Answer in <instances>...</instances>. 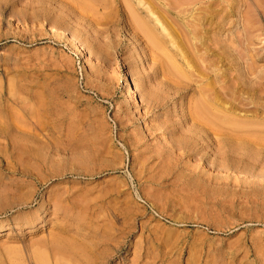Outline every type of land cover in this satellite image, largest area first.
<instances>
[{
    "label": "rangeland",
    "instance_id": "1",
    "mask_svg": "<svg viewBox=\"0 0 264 264\" xmlns=\"http://www.w3.org/2000/svg\"><path fill=\"white\" fill-rule=\"evenodd\" d=\"M147 1L0 0V264H264V0Z\"/></svg>",
    "mask_w": 264,
    "mask_h": 264
},
{
    "label": "bare ground",
    "instance_id": "2",
    "mask_svg": "<svg viewBox=\"0 0 264 264\" xmlns=\"http://www.w3.org/2000/svg\"><path fill=\"white\" fill-rule=\"evenodd\" d=\"M149 1V0H148ZM147 1V2H148ZM157 1H160V0H157ZM162 1V0H161ZM170 1H172V2H169L167 5H169L170 6V9L172 8L173 9V14L175 15V18H176V20L181 24L180 26H182L181 27V29H183V31H184V33H183V31H181V33H179V35L180 34H182L181 35V37L179 36V40L181 41L182 39H184V38H187L188 37V35H190L191 33H192V31L189 29L190 27V23L188 24L187 23V21H186V23L189 25H187L183 20H185L186 18H185V16H189L191 13H192V11H194V9H196L195 7L196 6H198L197 4H198V2L199 1H197V0H170ZM202 1H204V0H202ZM216 1H218V0H216ZM167 2H168V0H167ZM166 2V3H167ZM206 2H207V4L209 3V1H205V4H206ZM211 2V1H210ZM213 2V1H212ZM150 3H152V2H150ZM199 3H202V2H199ZM204 3V2H203ZM203 3H202V5H203ZM217 3H219V1L217 2ZM221 3V2H220ZM148 4H149V2H148ZM154 3H152L151 5H153ZM163 4V3H162ZM204 4V5H205ZM210 4V3H209ZM221 4H223V3H221ZM201 5V4H200ZM212 5V4H211ZM217 5H219V4H217ZM156 6V5H155ZM208 6V5H207ZM215 7H217L216 6V4L214 5ZM152 7V6H151ZM150 6H146V5H144L142 8H141V12H145V13H147L148 15H152L153 14V10H151L150 8H151ZM203 6H201V8H202ZM211 7V6H210ZM210 7H209V9H210ZM198 8V7H197ZM200 7H199V10L201 9ZM155 9V8H154ZM171 9V10H172ZM203 9H204V7H203ZM202 9V10H203ZM159 10H160V8H159ZM198 10V9H197ZM205 10H206V7H205ZM211 11V10H210ZM213 11H214V9H213ZM212 11V12H213ZM166 12V11H165ZM209 12V11H208ZM157 13H158V11H157ZM200 13H202V12H200ZM206 13V12H205ZM161 14V13H160ZM163 14V13H162ZM195 14V13H194ZM217 14H218V10H217ZM208 15V14H207ZM158 16V15H157ZM156 16V17H157ZM193 16V15H192ZM210 16V15H209ZM168 17V16H167ZM159 18V17H158ZM174 18V17H173ZM197 18H198V16H197ZM200 18H201V16H200ZM206 18V17H205ZM208 18V17H207ZM169 19V18H168ZM159 20L161 21V19L159 18ZM173 20V19H172ZM187 20V19H186ZM198 20H200V19H198ZM205 20H207V19H205ZM209 20V19H208ZM175 21V20H174ZM189 21H191V20H189ZM156 22H158L159 23V21H157L156 20ZM162 22V21H161ZM194 22H195V19H194ZM193 22V23H194ZM204 22V21H203ZM157 23V24H158ZM163 23V22H162ZM146 25V24H145ZM163 26H165L166 27V25H167V23H166V25H164V23L162 24ZM162 25H161V27H162ZM175 25V24H174ZM194 25V24H193ZM203 25V24H202ZM144 26V25H143ZM149 26V25H148ZM168 26V25H167ZM141 27V26H140ZM169 27V26H168ZM172 27V26H171ZM197 27V26H196ZM212 27V26H211ZM147 28V27H146ZM146 28H144V30L146 29ZM180 28V27H179ZM204 28V27H203ZM206 28V27H205ZM167 29V28H166ZM174 29V28H173ZM142 30V29H141ZM168 30V29H167ZM176 30H178V29H176ZM180 30V29H179ZM218 30V29H217ZM146 31V30H145ZM148 31H149V28H148ZM148 31H146V32H148ZM151 31V30H150ZM201 31H202V29H201ZM220 31V30H219ZM152 32H154L153 30H152ZM151 32V33H152ZM170 32V31H169ZM197 32V31H196ZM149 33V32H148ZM185 33L186 34H188L187 36L185 35ZM194 33H195V31H194ZM212 33V32H211ZM153 34V33H152ZM193 34V33H192ZM191 34V35H192ZM196 34H198V33H196ZM202 34V33H201ZM209 34V33H208ZM177 35H178V33H177ZM177 35L175 36L176 38H177ZM185 35V36H184ZM64 36L66 37V39H69V41L70 42H72L74 45H78V43L74 40V38H71L70 36L68 37V36H66L65 34H64ZM152 36V35H151ZM174 36V35H173ZM208 36V35H207ZM211 36H213V35H211ZM145 37V36H144ZM183 37V38H182ZM221 37V36H220ZM182 38V39H181ZM189 38V43L191 44H189V47L190 46H192V49L194 50V52L195 53H197L196 55L197 56H200L201 54H198V52H199V50H202L203 48H201V47H203V45H206V43L204 44V38L203 37H201V39L203 38V45L202 46H200V45H197L196 46V44H198L197 42H196V44H194V42H195V40H196V37H195V40H193V38L192 39H190L191 37H188ZM200 39V38H199ZM198 39V40H199ZM200 39V40H201ZM155 40H157V37L155 38ZM178 40V39H177ZM185 40V39H184ZM183 40V41H184ZM191 40H193L194 42L192 43V41ZM209 40V39H208ZM159 40H157V42H158ZM174 41H176V39L174 40ZM183 41H181L182 43H183ZM197 41V40H196ZM206 41V40H205ZM155 42V41H154ZM171 42V41H170ZM179 42V41H178ZM213 42V41H212ZM220 42V41H219ZM169 43V42H168ZM175 43V42H174ZM180 43V42H179ZM199 43H202V41L201 42H199ZM214 43H216V42H213V44ZM161 44H163V43H161ZM175 44H177L178 45V43H175ZM181 44V43H180ZM184 44V43H183ZM212 44V43H211ZM220 44V43H219ZM164 45V44H163ZM169 45H170V43H169ZM182 45V44H181ZM187 45H188V43H187ZM187 45H183L184 47H185V49H186V47H187ZM217 45V44H216ZM81 46V45H80ZM170 46H172V45H170ZM180 46V45H179ZM177 46V47H175L174 48V50H173V54H174V56L177 58V63L176 64H179V66H182V67H185V68H190L191 69V65H190V61L189 60H184V55H182V52H184V49H183V51H182V47L180 46ZM198 46H200L199 48H198ZM161 47V46H160ZM166 47V46H165ZM165 47H164V49H165ZM205 47V46H204ZM207 47H208V45H207ZM191 48V47H190ZM189 48V49H190ZM211 49V48H210ZM221 49V48H220ZM187 50V49H186ZM205 50H207V49H205ZM205 50H204V52H205ZM213 50V49H212ZM155 51H156V49H155ZM165 53V52H164ZM169 53V52H168ZM168 53H166V54H168ZM190 52H188V54H189ZM213 53V52H212ZM184 54V53H183ZM187 54V53H186ZM204 55V54H203ZM203 55H201L200 56V58H199V60L201 59V57L203 56ZM170 57L171 55H166V57ZM174 56H172L173 58H174ZM186 56V55H185ZM189 56H191L190 54H189ZM188 56V57H189ZM165 57V58H166ZM168 57V58H169ZM188 57H186L187 59H188ZM204 58H205V56H203ZM202 57V58H203ZM162 58V57H161ZM193 58H195V57H193ZM192 58V59H193ZM208 58H210V57H208ZM212 58V57H211ZM162 59H164V58H162ZM189 59H191L190 57H189ZM196 59V58H195ZM198 59V58H197ZM206 59V58H205ZM205 59H204V61H205ZM167 60V59H166ZM207 60V59H206ZM172 60L170 59V62H171ZM175 61V59L173 60V62ZM195 60H193V62H194ZM201 61V60H200ZM216 61V60H215ZM173 62H172V64H173ZM196 62V61H195ZM203 61H201L200 63H202ZM220 62V61H219ZM160 63V62H159ZM204 63V62H203ZM170 64V63H169ZM171 64V65H172ZM196 63H194V65H195ZM206 64H208V63H206ZM210 64V63H209ZM208 64V65H209ZM208 65H206V66H208ZM214 64L212 63V66H213ZM233 65V64H232ZM163 66V65H162ZM176 65H174V67H175ZM179 66H178V68H179ZM200 66H202V65H200ZM215 66H217V65H215ZM251 66V65H250ZM174 67H173V69H174ZM192 67H193V65H192ZM193 68H196V66L195 67H193ZM207 68H211V67H207ZM206 68V70H208ZM247 68V67H246ZM165 69V68H164ZM171 69V68H170ZM172 69V71H174V73H178V71L176 72V70H173ZM212 69H213V67H212ZM178 70V69H177ZM182 70V69H181ZM189 69H187V71H188ZM166 71V70H165ZM180 71V70H179ZM213 72L215 71V70H212ZM162 72V71H161ZM182 72V71H181ZM181 72L180 73H178V75L179 74H181ZM189 72V71H188ZM187 72V73H188ZM190 72H192V70H190ZM211 72V71H210ZM217 72H218V69H217ZM221 72V71H220ZM172 73V72H171ZM173 73V74H174ZM183 73L184 74H181V77H183L184 75H186V73L183 71ZM193 73V72H192ZM206 73V72H205ZM219 74V73H218ZM217 74V75H218ZM223 74V73H222ZM221 74V75H222ZM165 76H166V74H164ZM163 75V76H164ZM169 75V74H168ZM175 75V74H174ZM173 75V76H174ZM215 75V74H214ZM213 75V77L214 78H217L216 76H214ZM170 76H172V75H170ZM190 76H192V74L190 75ZM175 77V76H174ZM179 77H180V75H179ZM179 77H177V78H179ZM180 77V78H181ZM186 77V76H185ZM192 77H194V76H192ZM200 77H202L201 78V80L203 79V77L204 76H200ZM212 77V78H213ZM223 77V76H222ZM164 78V77H163ZM170 79H171V77H169ZM194 78H197L196 76L194 77ZM166 79V78H165ZM182 79V78H181ZM204 79H206L205 77H204ZM258 79V78H257ZM176 80V79H175ZM193 80H196V79H193ZM216 80H218V79H216ZM233 80V79H232ZM231 80V81H232ZM171 81V80H170ZM176 81H178V80H176ZM184 81V80H183ZM189 81V80H188ZM214 81V80H213ZM220 81V80H219ZM256 81H258V80H256ZM166 82V81H165ZM171 82H174L173 81V79H172V81ZM193 82V81H192ZM200 82V81H199ZM208 82V83H207ZM207 84L205 83H203L204 85H206L204 88H197V90H199V92L202 90V92H201V94H204V95H201V97H200V100L198 101V103H197V106H195L196 107V109L195 108H193V110L195 109V111H192L193 113H194V119H198V120H204V123H205V125L207 126V124H210V127H212L213 129L214 128H216L217 126L219 127H217L218 128V130H217V132H219V134H221L220 132H222L223 130H221L220 128H221V126L223 125V126H230L231 128H233V127H235V129L238 127V120H233V117L232 118H226V117H223V118H221V115H220V117H218L216 114H217V110H219V108L217 109V104L215 103V102H217L218 100H219V97L217 96V95H221L223 92H221V94L219 93V94H217L216 93V95H215V101H211L210 99H209V95L208 94H206V93H204L205 92V90H207L208 92H209V90H210V92H211V90L212 89H209L208 90V88L210 87V81L209 80H207ZM217 82V81H216ZM180 83V82H179ZM219 83V82H218ZM220 83H221V81H220ZM219 83V84H220ZM256 83V82H255ZM260 83V82H259ZM165 84V83H164ZM176 84V83H175ZM174 85V84H173ZM234 85V84H233ZM177 86V85H176ZM200 86V85H199ZM202 86V85H201ZM200 86V87H201ZM216 86V85H215ZM220 86V85H219ZM219 86H218V88H219ZM256 86H258V85H256ZM261 86V85H260ZM259 86V87H260ZM263 86V85H262ZM222 87V86H221ZM174 88V87H173ZM187 88H189V87H187ZM211 88H212V86H211ZM223 88V87H222ZM194 89V88H193ZM196 90V89H195ZM216 91V90H215ZM229 91V90H228ZM258 91V90H257ZM186 92L187 91H185V94H186ZM214 92V91H213ZM259 92V91H258ZM224 93H226V92H224ZM232 93V92H231ZM182 94V93H181ZM188 94V93H187ZM215 93H213V95H214ZM229 94V93H228ZM193 95V94H192ZM205 95H208V96H205ZM233 95V94H232ZM162 96V95H161ZM223 96V95H222ZM235 96V95H234ZM158 97V96H157ZM221 97V96H220ZM232 97V96H231ZM153 98V97H152ZM214 97H212V99H213ZM224 98V97H223ZM227 98V97H226ZM230 99V98H229ZM217 100V101H216ZM224 100V99H223ZM232 100V99H231ZM219 101H221V100H219ZM218 101V102H219ZM234 101V100H233ZM189 102V101H188ZM193 102V101H192ZM215 104V105H214ZM238 105V104H237ZM188 107V106H187ZM194 107V106H193ZM219 107V106H218ZM220 107H221V105H220ZM260 108V107H259ZM189 109V108H188ZM187 109V110H188ZM226 109V108H225ZM220 110L222 111V109L220 108ZM225 111V110H224ZM215 112V113H214ZM219 112V111H218ZM46 114V113H45ZM219 114V113H218ZM220 114H222V113H220ZM223 115V114H222ZM34 118V117H33ZM35 120V119H34ZM197 122V121H196ZM204 123H201V124H204ZM36 125H32L31 127L32 128H30V129H33V126H34V128H35V130H38V129H41V128H43V127H40V126H42V125H38L37 126V122L35 123ZM39 124V123H38ZM240 124V123H239ZM15 125V124H14ZM0 126V134L2 133V134H7V133H11V134H22V136L23 137H25L24 135H26L27 133H30L29 132V130H25L24 128H22V127H24L23 125L21 126V127H19V126ZM28 125V124H27ZM31 125V124H30ZM205 125H202L203 127H205ZM212 125V126H211ZM216 125V126H215ZM242 125V124H241ZM241 125H239V126H241ZM29 126V125H28ZM197 126H199V125H197ZM213 126H215V127H213ZM226 126L225 127H223V128H226ZM229 126H228V128H229ZM174 127V126H173ZM207 127H209V126H207ZM201 128V127H200ZM222 128V129H223ZM239 128V127H238ZM172 129V128H171ZM170 129V130H171ZM204 129V128H203ZM210 129V131L212 130L211 128H209ZM43 130V129H42ZM174 130H175V128H174ZM208 130V129H207ZM215 130V129H214ZM220 130V131H219ZM233 130V129H232ZM205 131V130H204ZM228 131V130H227ZM230 131V130H229ZM27 132V133H26ZM172 132L173 131H169V133H171L172 134ZM177 132V131H176ZM208 132H209V130H208ZM214 132V131H213ZM237 132V131H236ZM43 133V132H42ZM228 134H229V132H227ZM235 133V132H234ZM247 133V132H246ZM10 134V135H11ZM44 134V133H43ZM176 133H174V135H175ZM218 134V135H219ZM237 134V133H236ZM33 135H35V134H33ZM37 135V134H36ZM218 135H217V137H218ZM234 135V134H233ZM248 135H250V137H251V134H248ZM7 136V135H6ZM18 136H20V135H18ZM22 136H21V138H22ZM27 136V135H26ZM246 136V135H245ZM11 137V136H10ZM15 137V136H14ZM37 137V136H36ZM182 137V136H181ZM247 137V136H246ZM249 137V138H250ZM254 137V136H253ZM20 138V139H21ZM172 138H173V140H174V136H172ZM16 139V138H15ZM176 139V138H175ZM180 139H182V138H180ZM253 139H256V137L255 138H253ZM258 139V138H257ZM261 139H263V138H261ZM261 139H259V140H261ZM26 140V139H25ZM186 140V139H185ZM183 144H185L184 142V140L182 141V140H180ZM187 141V140H186ZM257 141V140H256ZM174 142L175 143H177L178 142V140H174ZM179 143V142H178ZM187 143V142H186ZM14 144V143H13ZM201 144V143H200ZM188 145V144H187ZM191 145H192V143H191ZM190 145V146H191ZM17 146H19V145H17ZM177 146H179L180 147V145H178L177 144ZM176 146V147H177ZM195 148H196V145L194 146ZM173 148H174V145H173ZM182 148H184V147H182ZM189 148V147H188ZM190 148H192V147H190ZM13 149H15V148H13ZM16 149H18L17 147H16ZM169 149V148H168ZM180 149V148H179ZM185 149V148H184ZM204 149V148H203ZM55 150V149H54ZM172 150V149H171ZM170 150V151H171ZM189 151L188 152H190L192 149H188ZM36 151V150H35ZM38 151V150H37ZM60 151V150H59ZM195 151V150H194ZM193 151V152H194ZM192 152V151H191ZM38 153V152H37ZM197 153V152H196ZM31 154H34V150H33V153L31 152ZM30 154V155H31ZM220 154V153H219ZM38 155V154H37ZM32 156H35V155H32ZM220 156H218L217 158H219ZM222 157V156H221ZM220 157V158H221ZM35 158H36V156L35 157H33V159H34V164H35ZM38 158V157H37ZM225 159V157H222L221 159ZM31 159V158H30ZM40 159V158H39ZM38 159V160H39ZM211 159V158H210ZM32 160V159H31ZM215 160V159H214ZM40 161H41V159H40ZM217 162V161H216ZM36 163H37V160H36ZM218 165V164H217ZM224 165V164H223ZM222 165V166H223ZM40 166V165H39ZM50 169H52V168H50ZM56 172V171H55ZM124 247V246H123ZM122 247V248H123ZM54 248V247H53ZM66 248V247H65ZM123 249H125V248H123ZM37 250V249H36ZM32 252H35V251H32ZM40 253H41V251H40ZM57 253V252H56ZM33 254V253H32ZM52 254H53V252H52ZM41 255V254H40ZM56 255V254H55ZM62 255V254H61ZM42 256V255H41ZM57 256V255H56ZM42 257H46L45 256V253H44V255L42 256ZM34 258H38L37 256H34ZM39 259V258H38ZM45 259V258H44ZM35 261V260H34ZM39 262H40V260H39ZM38 262V263H39ZM56 262H58V260L56 261ZM61 263V262H60ZM76 263V262H75Z\"/></svg>",
    "mask_w": 264,
    "mask_h": 264
}]
</instances>
